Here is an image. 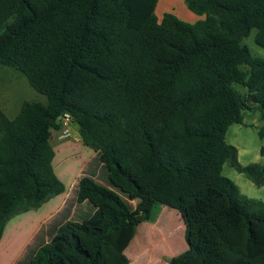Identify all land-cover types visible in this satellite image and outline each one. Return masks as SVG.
I'll use <instances>...</instances> for the list:
<instances>
[{
    "label": "trees",
    "instance_id": "obj_1",
    "mask_svg": "<svg viewBox=\"0 0 264 264\" xmlns=\"http://www.w3.org/2000/svg\"><path fill=\"white\" fill-rule=\"evenodd\" d=\"M185 2L202 18H159L158 0H0V69L20 70L47 96L13 118L0 107V240L12 217L66 191L51 143L61 116L72 115L103 168L102 183L81 175L15 264H130L126 249L158 205L180 213L188 245L168 264L207 252L250 264L207 233L196 238L213 205H227L243 247L264 255V202L223 173L229 161L264 185V167L242 165L226 140L245 111L264 118V58L243 42L257 28L264 47V0ZM179 229L151 231L173 252Z\"/></svg>",
    "mask_w": 264,
    "mask_h": 264
},
{
    "label": "rangeland",
    "instance_id": "obj_2",
    "mask_svg": "<svg viewBox=\"0 0 264 264\" xmlns=\"http://www.w3.org/2000/svg\"><path fill=\"white\" fill-rule=\"evenodd\" d=\"M184 4L186 5L185 2ZM156 14L158 17L162 15L159 12ZM257 31V28H253L243 42L250 48L253 55L264 58V47L256 42ZM241 68L247 69V66L241 65ZM235 86L241 92H246V87L239 84ZM3 101L8 102L9 107ZM24 101L47 102V96L38 92L20 70L2 65L0 69V107L10 118H13L19 112ZM70 125L71 134L67 140L74 141L79 126L73 121ZM262 130H264V118L258 108L245 111L242 123H233L229 126L226 140L237 147L238 159L242 165L259 163L264 167V155L261 153V148L264 146ZM76 131L77 133H75ZM69 154L72 153L68 151V157ZM76 156L79 159L81 153L76 152ZM70 160L73 161L71 156ZM68 163L70 164L69 161ZM223 173L239 186L243 194L264 202V185H256L245 173L236 170L229 161L225 163ZM225 207L227 205L223 207L213 205L211 207L197 226L196 238L199 239L202 233H207L219 243V250H226L234 256L249 261L250 264H264V255H258L253 250H247L243 247L239 226L221 214ZM154 223L159 224V227L164 229V233L168 232L172 224L180 226L179 231L170 241L174 249L173 252L168 249L165 242H162V235L159 231L155 230L153 237L151 228ZM184 233V222L180 213L168 206L158 205L154 210V220L145 221L139 225L135 238L126 249V254L131 261L130 264H168L173 256L187 249L188 245ZM190 264H218L216 252H207L205 255L196 257Z\"/></svg>",
    "mask_w": 264,
    "mask_h": 264
},
{
    "label": "crops",
    "instance_id": "obj_3",
    "mask_svg": "<svg viewBox=\"0 0 264 264\" xmlns=\"http://www.w3.org/2000/svg\"><path fill=\"white\" fill-rule=\"evenodd\" d=\"M184 2L185 0H158L156 13H161L159 18H162L165 12H172L190 23L202 18L191 11ZM3 103L8 105L6 101ZM78 133L74 141H69L68 137H62L61 130L52 132L51 143L55 150L53 165L57 176L64 182L66 191L44 202L39 208L17 214L8 221L3 238L0 240V264H15L40 227L63 209L71 188L81 175L92 176L102 183V164L94 160L95 150L86 146ZM68 151L72 153L69 157ZM76 152L81 153L79 159H77ZM70 156L73 161L70 160Z\"/></svg>",
    "mask_w": 264,
    "mask_h": 264
},
{
    "label": "built area",
    "instance_id": "obj_4",
    "mask_svg": "<svg viewBox=\"0 0 264 264\" xmlns=\"http://www.w3.org/2000/svg\"><path fill=\"white\" fill-rule=\"evenodd\" d=\"M73 120L71 114H65L59 118V122L61 124V131H62V137H70L71 134V128H70V123Z\"/></svg>",
    "mask_w": 264,
    "mask_h": 264
}]
</instances>
